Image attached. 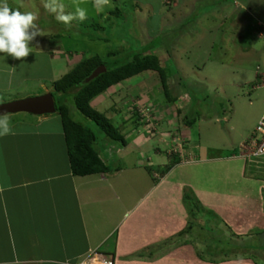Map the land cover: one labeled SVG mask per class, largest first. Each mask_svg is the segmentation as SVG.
Returning a JSON list of instances; mask_svg holds the SVG:
<instances>
[{"label": "rangeland", "instance_id": "rangeland-1", "mask_svg": "<svg viewBox=\"0 0 264 264\" xmlns=\"http://www.w3.org/2000/svg\"><path fill=\"white\" fill-rule=\"evenodd\" d=\"M7 2L22 12H37L45 35L30 43L32 54L15 60V75L0 74L1 88L6 78L15 79L16 87L0 91V104L46 92L56 103L61 97L52 92L51 83L77 62L93 56L107 62L152 45L148 52L176 96L167 102L157 76L144 72L92 99L91 108L123 136V147L108 145L89 121L71 112L74 120L95 132L98 154L112 168L123 169L112 188L100 185L92 194V212L103 215L98 227H114L117 233L111 240L118 233L132 237L138 247L132 259L140 253L143 263L264 264V169L249 177L243 162L230 157L264 109V89L255 85V73L264 72V37L257 35L255 25L264 19V0H111L112 6L99 14L93 0H83L88 18L73 21L71 27L57 22L44 9V0ZM61 2L66 12L75 11L72 0ZM5 61L4 69H12L11 60ZM21 77L27 81H17ZM56 114L6 116L13 130L21 132V124L36 123L40 133L56 131ZM186 116L194 122L185 125ZM31 126L25 128L32 132ZM21 141H16L18 146ZM173 156L182 164L163 180L159 171ZM182 195L201 208L194 211V222L202 225L207 214L213 232L220 230L249 251L212 258L206 245L182 236L192 221ZM190 209L197 208L192 204Z\"/></svg>", "mask_w": 264, "mask_h": 264}, {"label": "crops", "instance_id": "crops-1", "mask_svg": "<svg viewBox=\"0 0 264 264\" xmlns=\"http://www.w3.org/2000/svg\"><path fill=\"white\" fill-rule=\"evenodd\" d=\"M6 58L11 60L12 69L6 70L2 66L7 63ZM15 62L12 57L9 59L0 53V74L15 75ZM26 79L21 77L17 81L21 83ZM5 81L7 85L0 87L1 92L16 89L15 79L6 78ZM54 119L56 131L39 133L34 129L36 123L33 126L21 124L23 133L13 130L15 134L0 137V264H74L92 251L100 252L111 264H150L140 261V253L132 259V253L136 248L138 250L132 237L124 238V233L120 236L118 233V237L111 240L117 230L103 228V225L98 227L103 215L100 211L96 215L92 212L94 191L100 185L108 184L112 188L113 179L120 178L123 169L72 176L59 118ZM42 120L49 122L51 119ZM26 126H31L33 131ZM18 138L22 139L19 146ZM166 177L167 174L163 180ZM97 217L101 219L97 221ZM108 224L111 226L112 223Z\"/></svg>", "mask_w": 264, "mask_h": 264}, {"label": "trees", "instance_id": "trees-1", "mask_svg": "<svg viewBox=\"0 0 264 264\" xmlns=\"http://www.w3.org/2000/svg\"><path fill=\"white\" fill-rule=\"evenodd\" d=\"M112 13L114 12L112 11ZM153 48H155L154 45L148 49L131 52V54L107 62L101 61L97 56L83 59L58 80L51 83L52 92L61 97L54 103V108L59 118L68 169L72 176L83 177L91 174L110 173L116 170L110 166V162L106 161L104 156H99L98 151L94 149V143L98 138L95 132L100 133L108 145L113 143L122 147L125 145L123 136L109 119L91 108L90 101L92 99L120 82L144 72H151L157 76L165 100L167 102L176 100V96L169 89L170 85L166 80L163 68L155 56L150 51L148 52ZM98 66H103L105 71L88 80L87 77ZM67 104L70 109H68ZM72 111L89 121L95 127V132L80 121L74 120L71 115ZM184 122L185 125H189L194 122V119L190 118L189 120L186 116ZM235 155L236 152L230 157ZM176 158L177 156H173L172 159L174 160L163 166L159 171L160 177L166 175L175 165L180 163ZM182 203L189 206L188 214L192 221L187 223V227L181 232V235L194 239L198 244L206 245V252L212 251L210 257L226 258L230 255L243 254L245 251H249L246 246L232 243L230 238L225 237L220 230L217 229L213 232V228L210 227L211 220L207 214L202 216V225L194 222L196 217L194 211L196 212L198 209L201 211V208L194 201L190 204L187 195H182ZM192 204L197 209H190ZM94 252L102 255L100 252Z\"/></svg>", "mask_w": 264, "mask_h": 264}, {"label": "clouds", "instance_id": "clouds-1", "mask_svg": "<svg viewBox=\"0 0 264 264\" xmlns=\"http://www.w3.org/2000/svg\"><path fill=\"white\" fill-rule=\"evenodd\" d=\"M72 3L74 12H66V6L61 0H44L43 7L47 12L54 14L57 22L71 27L73 21L83 22L88 18L87 9L81 7L83 0H72ZM111 6V0H93V7L98 14ZM38 19L37 12H22L19 8L10 7L7 0H0V53L11 56L15 60L28 57L33 52V47L29 46L30 43L37 36L45 35L37 24ZM13 134L15 133L9 118L6 115L0 116V137ZM99 156L102 155L99 154ZM100 259L107 261L102 258V255Z\"/></svg>", "mask_w": 264, "mask_h": 264}, {"label": "built area", "instance_id": "built-area-1", "mask_svg": "<svg viewBox=\"0 0 264 264\" xmlns=\"http://www.w3.org/2000/svg\"><path fill=\"white\" fill-rule=\"evenodd\" d=\"M255 25L257 28V35L259 37H264V19L255 21ZM255 81V85L264 89V72H256ZM262 105L264 107V100L262 101ZM231 158H237L243 162L244 172L248 174L249 177L258 174L260 169H264V109L251 133L239 144L236 155ZM74 264L111 263L100 259V254L92 252Z\"/></svg>", "mask_w": 264, "mask_h": 264}, {"label": "water", "instance_id": "water-1", "mask_svg": "<svg viewBox=\"0 0 264 264\" xmlns=\"http://www.w3.org/2000/svg\"><path fill=\"white\" fill-rule=\"evenodd\" d=\"M104 71L105 69L103 66H98L90 73L87 79L90 80ZM54 112V103L50 93H44L39 96L26 97L0 104V116L16 113L44 116L54 114Z\"/></svg>", "mask_w": 264, "mask_h": 264}]
</instances>
